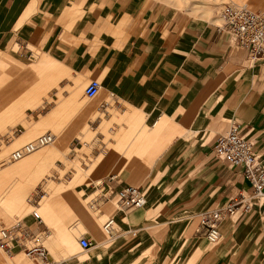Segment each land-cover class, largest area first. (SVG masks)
I'll list each match as a JSON object with an SVG mask.
<instances>
[{"label":"crops","instance_id":"crops-1","mask_svg":"<svg viewBox=\"0 0 264 264\" xmlns=\"http://www.w3.org/2000/svg\"><path fill=\"white\" fill-rule=\"evenodd\" d=\"M248 2L257 9L264 8V0ZM194 8L207 11L203 5ZM222 24L223 21L218 24L184 16L179 9L160 0H0V48H3L0 51L13 50L14 43L22 47L21 56L31 54L28 45L44 54L39 65L43 74L35 85L26 88L12 85L10 90L1 92L5 80L0 82V101L11 96V92H22L11 103L14 105L3 109L0 122L19 117L23 108L34 107L44 96L49 99L48 109L42 115L24 121V133L16 141L26 131H35L40 126L57 127L75 113L82 117L91 115L92 128L84 125L95 134L97 128L107 125L109 116L100 110L111 108L106 98L113 96L119 109L129 106L145 115L146 123L139 118L129 116V119L136 131L147 134V145L157 139L167 145L150 170L130 172L126 163L134 161V167L135 161L141 159L137 157L148 154L142 150L133 157L132 151L127 152V127L124 126V134L108 139L113 149L101 144L103 134L95 136L99 148L94 155L104 154L100 161L105 162L96 175L108 170L109 162L117 160L113 157L126 155V162L122 159L121 163L123 176L109 173L103 179L115 177L108 184L115 192L128 186L127 182L148 180L146 199L154 200L149 206L162 204L158 207V211H165L162 224H169L162 234L164 240L158 246L155 261L148 259L147 252L155 246L154 235L160 230L152 235L143 232L133 243L127 240L118 247L98 245L93 250L98 256L91 258V264H166L177 244L184 240L188 245L180 250L185 249L186 258L174 259L176 264H187L193 255L199 258L196 264H264V199L254 204L246 218L239 214L236 222H223L222 242L203 256L201 246L206 243L202 229L193 227L189 238L183 232H170L175 225L171 221L219 208L241 193H251L249 181L238 168L228 167L213 156L215 140L229 128V120L238 125V133L250 142L264 165V56H247L220 29ZM75 76L81 77L83 84L100 79L102 93L98 104L84 103L81 80ZM102 114L106 119L101 118ZM150 123L155 130L146 129ZM76 131L70 128L64 133L55 146L57 153L63 156L61 148L77 145L73 136ZM117 147H124L123 152L117 153ZM50 155L52 152L46 150L33 158L40 161ZM79 162L77 159L73 165L78 166ZM26 164L12 165L5 174ZM67 185L63 180L47 186L44 201L49 215L47 222L52 223L56 206H60L55 196L71 189ZM29 187L28 184L8 187L2 202L6 199L8 205L20 204ZM67 199L89 216L77 199L70 195ZM144 215L146 211L136 216L138 223L132 231L144 229L148 221ZM166 215L173 218L165 220ZM121 220L127 223L130 219L121 217ZM18 260L4 258L5 264H16Z\"/></svg>","mask_w":264,"mask_h":264},{"label":"rangeland","instance_id":"rangeland-1","mask_svg":"<svg viewBox=\"0 0 264 264\" xmlns=\"http://www.w3.org/2000/svg\"><path fill=\"white\" fill-rule=\"evenodd\" d=\"M160 1L171 7L179 9V11L184 16L194 17L196 19H207L212 22L215 21L218 24L222 23L220 13L226 5H246L247 8L254 11L264 10V8L257 9L253 7L248 2V0ZM194 5H203L207 11H196ZM12 46L14 48L11 51L10 49L7 52L0 51V82L2 83L5 80V87L2 88L1 92L10 90L12 85H20L22 88L35 85V83L40 80L43 74L39 69L41 59L44 58V54L41 50L28 45L27 48L30 49L31 54L28 57H24L20 55L23 52L21 46L19 47V45L17 46V44L14 43H12ZM1 49L3 48H0V50ZM44 73L47 74V71ZM75 77L81 80V95L84 103L98 104L99 100L101 99L102 90H100V94L93 100H86L83 96V90L92 79L83 84L81 77ZM96 79L100 81L99 78ZM21 93L22 92L18 91L13 93L11 92V96H8L6 99L0 101V115L2 114L3 109L7 106H10L14 99ZM48 95L52 98H55L51 92H49ZM106 99L108 100L107 106L109 107L110 105L111 108H106V110L100 111L107 113L109 120L107 121V125L103 126L102 128H97L95 134L87 131V126L84 125L88 124L89 127L92 128L91 123L89 122L92 118L91 115H83L82 117L77 116L79 113H75L64 122L60 123L57 127L40 126L36 128L35 131H26V133L16 141L18 136L24 133V121H33L37 118V116L42 115L48 109L46 106V104L49 103L47 96H44L43 101H39L34 107L23 108L22 114L19 117H14L13 119L6 122H0V230L11 227L19 220L29 227L32 223L33 225L30 228L33 235L38 236L41 245L47 252L48 259L44 260L47 264H91V258L93 256H98L97 252H93L95 247L98 245L105 244L106 246H109L116 244L118 247L125 242L127 243V240L129 241L128 243H133L143 232H147L149 235H152L157 234L155 232L160 230L161 232L158 235H154V239L156 240L155 246L147 252L148 259L150 261H155L158 258V246L164 240L162 234L164 233L165 229H167V225L169 224L168 222L162 224V218L165 216V211L164 209L158 211L160 208L159 206L162 204L149 206L150 203L153 204L154 200L150 202L149 199H146V194L148 192L147 186L150 184L148 180L141 182H127V184L130 186H143L139 187L145 195L146 205L141 210H132L125 213L119 212L117 209L116 192L110 188V186L107 184V180H104L103 177H107L109 173L122 177L123 170L121 169H123L124 164L121 163L123 160L126 162V155L122 157H113L117 158V160H109L110 164L106 168L108 170L104 171L102 175L97 176L96 174L100 169H102H99V167H103L101 164L104 165L105 162L101 163L100 161L103 158L101 156L104 154L100 153L97 156L94 155V151L99 148L98 140L95 136H97L99 132L103 134V140L101 144H103L107 149H113L112 145L108 143V139H116L118 136L117 134L119 133L124 134V126L127 127V152L132 151L134 154L132 155L133 157L137 155V152L142 150L146 152L145 154H148L146 156H140L139 158L141 159L137 162L135 161L134 167H132L134 161L128 164L126 163L125 167H127V171L130 172L137 169L150 170L155 161L159 158L160 153L164 151L167 145L163 143L161 139L155 140V142L150 144V146L147 145V134H142L139 131H136L134 129L135 127L133 128L131 126L129 119L130 116L131 119L139 118L145 122V115L129 106L123 105L122 109H119L115 104L116 100L113 96H110V99ZM12 105L14 104H11V106ZM124 108L126 111L125 113L123 112ZM103 115L105 114H102L101 118L106 119ZM162 120L163 118H161L160 121ZM229 123L230 120L228 121V126ZM146 126L148 131L155 130L152 123L146 124ZM70 128L77 129L76 133L73 135L77 138V145H74L71 148H68L67 146L65 148H61L63 152H65L62 156L61 154L57 153L55 146H58L60 140L64 136V133H67L68 129ZM46 132L56 136V141L52 145L41 148L34 154H30L19 162L9 161V155L13 150L21 147L23 144ZM9 144H13V146L7 149L6 146ZM125 145L126 144L124 143V146ZM145 146L148 148H145ZM123 148L124 147H117V153H122ZM46 150L52 152V155L46 159L35 161V158L33 157ZM128 157L131 156H127V158ZM77 159L80 161L79 165L74 166L73 164L77 161ZM21 162H26L27 164L25 166H21L18 170L12 171L9 175L5 174V171L9 167L12 165H17ZM115 164L118 165L117 168H113ZM34 166H38L39 168ZM132 173L135 174V172ZM63 180L66 181L68 184L67 186H70L71 189L68 192L55 196L54 199L60 202L61 207L56 206V211L53 214V221L52 223H49L47 222L49 215H47L44 206L46 189L49 183L52 181H59L60 183ZM14 184H28L30 187L24 194V198L20 200V204L14 203L8 205L7 200L5 199V201L2 202V199L9 191L8 187H11ZM69 195L79 201L80 207H85V210L89 213V216L79 212L77 210V204L75 205L74 203L72 204L70 201H68L67 196ZM74 199L73 201L75 202ZM32 200H35L36 203H29V201ZM30 205L36 207L35 211L40 215L44 223H38L33 220V208ZM143 211H146V215L143 216L144 220H148L144 225V229L141 231H132V228L138 223L136 216ZM197 215L187 214L178 221H171V224L175 223V225H173L170 229L171 234L183 232L185 237H191L193 234V227H198L199 225ZM113 216L115 217L113 234L108 235L103 231L102 225L108 217ZM243 216V218H246V214H243ZM121 217H127L130 220L127 223H124L122 222ZM237 217L230 222H236L238 220ZM169 218L171 219L173 216L166 215L165 220ZM124 226L128 229H124ZM80 236H84L90 240V250L83 252L79 249L78 238ZM123 237H125L126 240H122ZM221 242L222 235L216 244H210L207 242V240H205L206 246H201L202 256L208 254L209 249L213 250L214 248L218 247ZM185 245H188L185 240L182 241L180 245L177 244L173 250L174 255L167 259L166 264H176L175 261H177L176 259L180 256L181 260L185 259V249L180 250V248L182 246L184 247ZM5 253L0 252V264H5L4 258L7 256L12 257L14 260L19 259L16 264H38L36 260L30 259V257H27L25 253L19 249L12 251L10 254L7 252ZM176 255L179 256L176 257ZM198 259V257L193 255L190 257V261H188L187 264H196Z\"/></svg>","mask_w":264,"mask_h":264},{"label":"built area","instance_id":"built-area-1","mask_svg":"<svg viewBox=\"0 0 264 264\" xmlns=\"http://www.w3.org/2000/svg\"><path fill=\"white\" fill-rule=\"evenodd\" d=\"M224 29L232 35L236 44L252 55L263 54L264 48V12H257L246 5H226L223 11ZM97 81H91L85 88L88 97L96 94ZM213 156L228 167L239 168L251 186L250 194H239L230 199L223 207L207 211L201 221L210 244L219 241V227L225 221L234 220L240 213L249 211L252 206L264 198V165L252 151L250 143L238 134L237 125H231L226 135L220 136L213 146ZM145 195L140 189L129 187L119 200L125 210L140 208ZM28 229L18 226L16 229L3 230L0 235V248L10 250L15 246H24L30 236ZM26 236L19 241L20 236ZM84 249L89 247L87 239H81ZM39 246V245H38ZM35 247L28 248V252Z\"/></svg>","mask_w":264,"mask_h":264},{"label":"bare ground","instance_id":"bare-ground-1","mask_svg":"<svg viewBox=\"0 0 264 264\" xmlns=\"http://www.w3.org/2000/svg\"><path fill=\"white\" fill-rule=\"evenodd\" d=\"M224 9H225V6H224V8L221 10V19H222V21H223V24H222V26L220 27V29H223V30H225L224 29V27H223V25H225V19H224V16H223V11H224ZM257 12H264V10H256ZM226 31V30H225ZM227 33H228V35L230 36V40H231V42L236 46V47H238L241 51H243V52H246L247 53V56H249L250 58L252 57V58H254V57H257L258 55H252V54H250L247 50H245V49H243V48H241L239 45H237L236 44V42H235V40L233 39V37H232V35H230L229 34V32L228 31H226ZM259 55H262V56H264V48H263V54H259ZM250 62V61H249ZM91 81H93V80H91ZM90 81V82H91ZM94 81H97L98 83H99V88H98V90H97V92H96V94L94 95V96H92V97H88L87 95H86V93H85V88L87 87V85L90 83H88L87 85H86V87L84 88V90H83V96L85 97V99L86 100H89V101H91V100H93L95 97H97L98 95H99V92H100V90H101V84H100V82L98 81V80H94ZM231 125H237L236 123H232V122H230V124H229V128L231 127ZM229 128H228V130L225 132V133H223V134H220L217 138H216V140L220 137V136H222V135H226L228 132H229ZM237 129H238V125H237ZM239 134V133H238ZM240 135V134H239ZM241 136H243V135H241ZM216 140H215V142H216ZM56 141V136L55 135H53V134H51V133H44V134H42V135H39V136H37L36 138H34L33 140H31V141H29V142H27V143H25V144H23L21 147H19V148H17V149H15V150H13L11 153H10V155H9V161L10 162H19V161H21V160H23V159H25L27 156H29L30 154H34L36 151H38V150H40L41 148H44V147H46V146H49V145H52L54 142ZM248 141V140H247ZM250 143V142H249ZM215 144V143H214ZM251 145V144H250ZM251 148H252V146H251ZM253 151V150H252ZM137 158H139V157H137ZM259 159V158H258ZM261 163V162H260ZM239 169V168H238ZM240 170V169H239ZM241 171V170H240ZM241 173H242V171H241ZM242 175H243V173H242ZM244 176V175H243ZM245 177V176H244ZM114 176H110V177H108L107 178V184H110L113 180H114ZM246 178V177H245ZM129 187H132V188H136V189H140L141 190V188H139V187H134V186H126V187H124V188H121V189H119V190H117L116 191V201H117V209L119 210V212H121V213H125V212H129V211H132V210H141V209H143L144 208V206H145V204H146V200H144V204L140 207V208H136V209H132V210H125L124 208H123V205H122V203L119 201V200H121V196H122V194H124L126 191H127V188H129ZM141 192H142V190H141ZM143 193V192H142ZM264 199V198H263ZM262 199V200H263ZM261 200V201H262ZM29 203H32V204H35L36 203V201L35 200H32V201H29ZM31 206V205H30ZM224 206V205H223ZM223 206H221V207H223ZM254 206V205H253ZM253 206H252V208H253ZM32 208H33V211H32V218H33V220L34 221H36V222H38V223H40V222H42V219H41V217H40V215L35 211V209H36V207H33V206H31ZM221 207H219V208H221ZM252 208L249 210V211H247V212H242L241 214H246V215H248V214H250V212L252 211ZM216 209H218V208H216ZM207 211H205V212H202V213H200V214H198L197 215V219H198V221H199V225H198V229L200 228V229H202L203 230V233H204V238H205V240H207V238H206V235H205V229L202 227V225H201V221H202V217H203V215L206 213ZM114 224H115V221H114V218L113 217H108L107 219H106V221L103 223V225H102V228H103V231L106 233V234H108V235H110V234H113V230H114ZM24 226V227H26L27 229H28V231H29V233H28V235L27 236H30L29 238H28V240H27V242L25 243V245L24 246H15V247H13L12 249H10V250H7V249H3V248H0V252H3V253H5V252H7V253H11L12 251H14V250H16V249H19V250H21L22 252H24L25 253V255L27 256V257H30V259H32V260H36L37 262H38V264H47L44 260L45 259H48L47 258V252H46V250H45V248L41 245V242H40V239L38 238V236H34L33 235V233H32V231H31V226L29 227V226H27L25 223H23L21 220H19V221H17L16 223H14L11 227H9V228H6V229H1L0 230V235H1V232L3 231V230H8V229H16L18 226ZM221 226V225H220ZM220 228V227H219ZM219 233H220V231H219ZM219 236H221L220 234H219ZM26 236H24V235H22V236H20V238L18 239L19 241H23L24 240V238H25ZM220 238V237H219ZM81 239H87V238H85V237H83V236H80L79 238H78V246H79V248L81 249V251H83V252H85V251H88V250H90V248H91V242L87 239V241L89 242V247L87 248V249H84L82 246H81V244H80V241H81ZM207 242H209L208 240H207ZM210 243V242H209ZM39 245V246H38ZM31 247H35L33 250H31L30 252H28V248H31ZM6 254V253H5ZM53 264V263H52Z\"/></svg>","mask_w":264,"mask_h":264}]
</instances>
